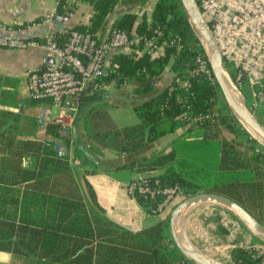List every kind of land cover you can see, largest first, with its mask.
<instances>
[{"label":"trees","instance_id":"obj_1","mask_svg":"<svg viewBox=\"0 0 264 264\" xmlns=\"http://www.w3.org/2000/svg\"><path fill=\"white\" fill-rule=\"evenodd\" d=\"M81 1L91 6V13L87 24L74 28L95 33L116 2L143 4L147 0ZM67 2L57 0L55 14L65 15L70 10ZM111 28L140 36H151L157 30L160 32L159 40L165 41V44L158 54L134 49L110 54L100 76L101 82L105 84L115 80V84L119 85L124 80H133L138 82L134 92L147 93L152 89L153 79L166 67L173 71L174 77L132 107L137 122L121 127L114 125L103 108L102 91L84 96L80 107L90 103L81 112L79 120L88 135L97 143L126 153L181 125H188L189 129L204 127L208 136L221 141L217 165L221 174H230L228 181L202 187L191 177L190 169L188 173L180 168L173 151L141 158L130 165L136 171L147 173L149 182L155 178L161 185H176L182 197L198 192L227 196L264 225V150L237 123L224 102V111L216 107V99L223 98L214 81L196 74L188 78L186 88L175 83L176 78L181 77L191 65L193 53L202 52L180 1L156 0L149 20L142 14L135 23V16L125 13L112 22ZM174 37L179 38L178 47L168 43ZM240 92L250 106L249 88L240 89ZM206 111L214 112L215 120L189 121ZM8 117V112L0 110V195H10L13 192L11 186L19 184H23V190L19 206L3 204L4 207L0 202V250L33 257L37 264H193L174 245L168 218L157 220L135 232L106 220L95 203L91 188L79 186L70 171L66 138L63 140L64 154L49 148L51 140H43L34 147L37 151L34 170L21 167V158L28 144L14 143L8 135ZM58 128L55 124L45 126L54 136ZM220 128L233 134V137L224 136ZM241 136L246 137L242 145L249 150V154L238 149L241 144L237 143L236 137ZM254 146L260 150L254 151ZM191 174L194 176V172ZM134 198L146 213L160 200L159 196ZM217 232L226 233V230L219 225ZM231 252L237 264L238 261L243 264L248 261L238 247Z\"/></svg>","mask_w":264,"mask_h":264},{"label":"crops","instance_id":"obj_2","mask_svg":"<svg viewBox=\"0 0 264 264\" xmlns=\"http://www.w3.org/2000/svg\"><path fill=\"white\" fill-rule=\"evenodd\" d=\"M155 1L147 0L143 4L116 2L96 32L101 35L108 34L112 29V22L125 13L133 14L135 23L141 19L142 14L146 20H149ZM56 5L57 0H0V35L40 39L44 35L56 34L63 29L88 23L91 13V6L88 3L81 0H68L67 6L70 10L65 15L55 14ZM129 50L128 48H116L109 55L114 52H129ZM160 52L161 48H158L153 54ZM45 60L46 54L41 47L0 48V110L9 113V124L6 127L8 128V135L14 140V143L28 144V149L24 151L20 164L21 167L29 171L34 170L37 161V151L34 150V147L43 140L45 142L54 140V135L50 129L46 130L45 127H39L35 123L38 109L41 106L52 107L51 101L49 99L31 98L26 88V72L42 68L46 63ZM173 77V71L166 67L153 79L150 92L132 94L129 100L130 107L132 108L153 94L155 90L167 85ZM114 81L105 83L101 92L103 102L107 103L113 95L109 92L111 85L118 86ZM133 83L131 85L134 90L137 84L136 82ZM223 102L220 98L216 99V107L222 109L221 111L225 110ZM95 103L97 102L93 104ZM260 106L263 107L261 114H264V104H260ZM261 114L256 115L260 116ZM109 116L115 125L112 116L110 114ZM187 130H189L188 125H181L168 134L177 135ZM220 131L227 138L233 137V134L222 128ZM204 134V137H208L206 131ZM166 135L157 137L135 151L119 153L95 142L82 127L79 117L75 116L66 135L69 148L67 154L69 168L79 186L87 185L91 188L95 203L101 209V214L106 220L123 229L135 232L154 223L153 220L168 218L173 207L181 200L180 197L174 198L161 212L154 214L157 216L154 219L151 216L153 214L146 213L136 199L129 196L125 191V184L129 180L147 175V173L136 171L130 163L141 158L158 155V153L162 154L168 151L174 153L173 149L166 147ZM236 141L241 144L238 149L244 154H249V150L242 145L245 144L246 137H236ZM49 148L53 150L51 146ZM173 155L175 157V153ZM220 172L219 170L218 174H221ZM228 174L222 173V178H226L224 180L217 179L216 182L228 181L230 179V174ZM11 188L13 192L10 195H0L2 206L5 204L17 207L20 204L23 184L11 186ZM212 213L220 217L215 222L206 220V217ZM235 221L236 218L223 208H216L213 204H198L189 208L182 215L179 223L184 227V230L187 229L188 235L187 237L185 235V239L195 248L204 252L205 249L211 250L212 244H216L219 247H214V250L219 252L224 249V246L219 244L226 243V238H228L227 227L234 226ZM219 225L225 228L226 233L217 232ZM237 232H239L238 237L247 238L250 235L243 226L242 228L240 226V230ZM250 240L252 241V237ZM205 253L210 255V251H205ZM0 264H37V261L30 256L23 257L17 253L0 250Z\"/></svg>","mask_w":264,"mask_h":264},{"label":"built area","instance_id":"obj_3","mask_svg":"<svg viewBox=\"0 0 264 264\" xmlns=\"http://www.w3.org/2000/svg\"><path fill=\"white\" fill-rule=\"evenodd\" d=\"M196 4L234 84L240 89L242 80H246L251 99L249 109L264 104V0H196ZM153 32L151 36H140L111 29L108 34L101 35L67 28L40 39L0 35V48L41 47L46 58L51 59L42 68L28 70L25 76L30 97L49 99L52 103V107L41 106L38 109L35 123L42 128L47 124L59 127L50 144L55 152L65 153L63 140L72 126L82 98L104 89L105 84L101 82L100 76L109 53L116 48H128L153 54L165 44L158 38L160 32ZM178 42V37L168 41L176 47L179 46ZM196 74L214 81L201 51L193 53L191 65L181 77L176 78L175 83L186 88L188 78ZM215 117L214 112L206 111L189 121H213ZM253 150L260 149L254 146ZM148 178V175H142L125 184V191L131 197H160L148 214L161 212L176 197L184 198L176 185H161L157 179L149 182ZM215 207L222 209L217 205ZM240 226L242 228L235 221L234 226L227 227L228 238L226 243L219 244L224 249L217 255L229 260L228 251L238 247L248 258L244 264H264V241H251V235L247 238L238 237ZM212 246L219 247L216 244ZM238 264L243 263L238 261Z\"/></svg>","mask_w":264,"mask_h":264},{"label":"water","instance_id":"obj_4","mask_svg":"<svg viewBox=\"0 0 264 264\" xmlns=\"http://www.w3.org/2000/svg\"><path fill=\"white\" fill-rule=\"evenodd\" d=\"M183 13L196 36L202 52L212 72L214 82L217 84L220 94L227 108L239 125L247 132L249 137L264 150V123L259 116L252 113L246 106L245 99L240 89L234 84L233 79L224 65L219 50L212 38L210 29L202 18L196 0H179ZM46 58L45 62H50ZM236 92L240 101L233 97ZM90 102L83 104L77 111L76 117L88 106ZM198 204H213L230 212L251 235L258 241H264V225L258 222L249 212L231 198L215 192H198L182 198L171 210L168 216V227L171 239L180 254L193 264H232L226 261L210 257L205 252L195 248L185 239L179 231V220L191 207ZM203 218V215H201ZM220 218L217 214H210L206 220L215 222Z\"/></svg>","mask_w":264,"mask_h":264},{"label":"rangeland","instance_id":"obj_5","mask_svg":"<svg viewBox=\"0 0 264 264\" xmlns=\"http://www.w3.org/2000/svg\"><path fill=\"white\" fill-rule=\"evenodd\" d=\"M133 82L136 81L124 80L123 83L118 86L111 85V90L109 92L113 94L112 97L108 99V104L106 102L101 103L108 114L112 116L117 127L133 124L138 120L133 109L129 105V100L131 99L132 94L144 93L134 92L131 85L134 84ZM136 84L138 85V82H136ZM240 89H248L245 79L242 80ZM221 101L223 102V99H221ZM245 106L249 109L247 104H245ZM249 110L252 113L255 112L256 114H261L263 112V107L258 104L257 106H255V108H253L254 111H252L251 109ZM259 119L264 123V114H261L259 116ZM175 129H173L172 131H174ZM205 131L206 129L204 127L199 126L177 135L174 133L169 135V132L165 133L167 134L165 136V141H167L166 147L174 150L175 159L180 163V168H182L183 170H187L188 173H190L189 169L194 172V176H192V172L190 173L191 177L200 182L202 187L211 186V183L216 182L217 179L224 180L226 178H222L221 175L219 178L217 177V175H219L217 164L221 141L210 136L204 137ZM151 216H153L154 219L157 217L154 214ZM153 222H155V220H153ZM178 227L179 231L182 230L181 232H183L181 234L183 236L186 235L187 237V229L184 230V227L180 223ZM255 240L256 239L252 238V241ZM205 251H210V257L229 263H234L231 250L228 251L229 260L224 259V256H218V251L214 250L213 246H211V250L205 249Z\"/></svg>","mask_w":264,"mask_h":264},{"label":"bare ground","instance_id":"obj_6","mask_svg":"<svg viewBox=\"0 0 264 264\" xmlns=\"http://www.w3.org/2000/svg\"><path fill=\"white\" fill-rule=\"evenodd\" d=\"M233 97L236 101H238V102L240 101L239 96L236 92H233Z\"/></svg>","mask_w":264,"mask_h":264}]
</instances>
